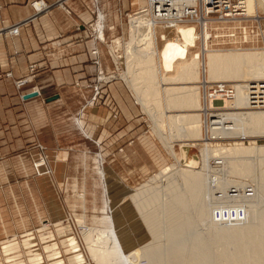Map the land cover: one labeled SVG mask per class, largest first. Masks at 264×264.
<instances>
[{"label": "bare ground", "instance_id": "6f19581e", "mask_svg": "<svg viewBox=\"0 0 264 264\" xmlns=\"http://www.w3.org/2000/svg\"><path fill=\"white\" fill-rule=\"evenodd\" d=\"M258 2L248 0L250 14L257 12ZM130 19V40L125 47L126 56L122 59L125 73L118 77L127 80L144 111L158 125L155 127L162 140L163 126L167 127L162 120L163 114L177 110L170 118V123L177 129L175 138L194 142H181L183 158L178 163V171H174L176 167L173 166L166 168L133 195V200L148 222L146 225L154 232L153 241L133 253L125 254L114 230L90 229L83 235L92 259L96 264H135L130 257L136 254L139 262L147 260L148 264H264V144L236 146L226 151H211L202 145L194 154L196 141L203 139L204 122L201 115L191 113L195 109L204 116L210 115V124L206 123L214 138L255 134L264 137V112L250 114L230 111L219 114L214 101L206 108L202 106L201 95V88L206 89L208 84L202 82V74L209 75L210 83L219 79L227 82L236 79V97L231 102L225 100L224 108L252 106L249 99L251 84L243 85L242 81L251 83L264 79V50L225 52L204 47L195 52L199 49L197 35L187 27L163 33L160 39L163 38L164 43L158 48L157 30L150 28L145 16L137 13ZM100 22L103 23L102 20ZM205 36L208 39L209 32ZM103 78L110 77L105 74ZM255 87L260 90L264 85ZM163 95L167 96L165 105ZM184 124L192 126L184 131ZM218 171L253 177L258 182L257 188L253 190L237 181L218 179L214 175ZM163 182L170 189H176L179 185L188 187V195L177 196L178 193L174 191L169 200L163 195ZM162 200L163 211L160 215L155 214L152 207ZM51 205L55 204L52 202ZM231 205L246 209V221L215 222L213 213L216 206ZM55 208L59 211V208ZM59 232L70 243L67 253L71 263L83 264L84 256L69 227L60 228ZM5 245L2 250L4 259L9 254H16L17 247L11 241ZM52 259L54 262L55 258ZM56 259L58 264L63 261Z\"/></svg>", "mask_w": 264, "mask_h": 264}, {"label": "crops", "instance_id": "0c3cea01", "mask_svg": "<svg viewBox=\"0 0 264 264\" xmlns=\"http://www.w3.org/2000/svg\"><path fill=\"white\" fill-rule=\"evenodd\" d=\"M33 1L37 0H0V29L29 20L18 36L0 37V241L31 231L55 210L48 209L46 215L36 198L31 213L24 207L25 196L39 198L54 186L48 175L35 176L32 164L42 155L39 145L51 159L60 153L58 162L67 164L69 149L92 141L100 150L97 155L110 163L133 165L140 179L163 167V158L153 157L145 132L148 119L137 110L129 87L118 79L98 82L99 71H114L113 62L102 42L77 30L95 21L93 7L88 9L85 0H71V14L53 10L33 19ZM136 4L138 0H122L120 8L132 14L138 11ZM108 6L107 25L117 24L122 33L123 23H114V5ZM99 27H106L105 19ZM101 38L105 41V34ZM32 65L42 95L26 99L30 89L18 91L14 79L25 77ZM95 86L101 94L91 102ZM30 182L40 191L32 190Z\"/></svg>", "mask_w": 264, "mask_h": 264}, {"label": "rangeland", "instance_id": "374dc122", "mask_svg": "<svg viewBox=\"0 0 264 264\" xmlns=\"http://www.w3.org/2000/svg\"><path fill=\"white\" fill-rule=\"evenodd\" d=\"M86 3H90L91 0H85ZM140 5H137L138 11L140 9H144L148 4L147 0H138ZM258 12L260 15L264 17V0H258ZM122 2V1H121ZM110 3V2H108ZM121 4V3H120ZM86 5V4H85ZM115 6V5H114ZM120 6V5H119ZM109 7V6H108ZM110 8V7H109ZM140 8V9H139ZM122 10V9H121ZM137 11V12H138ZM122 15L116 13L114 9V15L118 16L114 23L122 22L123 23V31L122 33H116V37L123 36V38H117L112 45L109 46V50L111 53V61L116 64L119 68V71H114L112 73H104L107 77L113 78V80L118 79L119 81H123L128 87L127 80L122 77H118L119 74H124L125 69L122 65V59L126 56L125 47L126 44L130 40V28L128 23L127 12L122 11ZM134 15V14H133ZM131 15V16H133ZM131 18V17H130ZM105 19V18H104ZM108 20V19H107ZM131 22V19H130ZM107 24V22H106ZM87 28L89 25H85ZM262 27L264 30V21L262 23ZM88 29L81 28L82 31L85 32ZM159 42L158 48L162 46L164 43L160 37L163 35V31L161 28H156ZM87 33V32H86ZM105 38L106 41L109 42L113 39V35L111 32H106ZM87 37L92 38L90 35L86 34ZM93 39V38H92ZM116 42V43H115ZM119 44V45H118ZM199 46V49L195 52H199L202 46ZM214 51H228V50H264V39H260L256 43L244 44V45H230V46H219L213 47ZM210 49V45H209ZM116 50V51H115ZM122 51L123 53H121ZM109 54V52H108ZM122 54V55H121ZM110 57V58H111ZM115 59V60H114ZM205 61L207 62V57H205ZM103 78V76H102ZM261 78V77H259ZM202 82L210 83L209 75L202 74L201 76ZM104 81H108L109 78H103ZM219 82L226 83H235L236 79L231 81H225L223 79H219ZM264 79L255 80L251 83H247L246 81H242L243 85L254 83L255 85L261 86L264 82ZM120 82V83H121ZM122 82V83H123ZM213 82V83H216ZM195 84V83H194ZM187 85V84H186ZM199 86V85H198ZM131 94L137 103V110H141L146 114L147 122L145 125V132H147L146 136L150 137L151 142V152L154 158H163V167L160 169H156V171L149 176L140 179L138 174L132 170L133 165L130 164H119V163H110L107 162L108 158L100 157L97 153L100 152L99 149L96 148V145L92 141L83 140L77 145L69 149L68 154L70 155V160L67 164H63L58 162L57 155H59L61 149H55L53 152L59 153L56 154L53 159L50 158V165L52 168V174L48 175L54 179V186L52 187V191H48L45 194H40L38 197L33 196H25L24 207L26 211L29 213L35 209L34 198L40 203L41 210H46V215L48 214V209L53 210L55 207L59 208V211L55 208V213L48 215V218L43 221L36 228L31 231H26L22 235H14L10 237H6L1 242L0 247V258H2V262L0 264H58V259L63 260L59 264H72L67 250L70 248V243L63 239L59 229L69 227V232L72 236H75L79 247L81 249V253L84 256L83 264H96V262L92 259L86 242L83 235V232H87L90 229H98V230H114L118 236L119 242L125 254L133 253L151 243L154 239L153 230L146 225V220L144 219L142 213L140 212L137 204L133 200V195L138 188L145 185L150 179L166 168H173L174 171H178L180 166L178 163L183 158L181 155L180 144L182 141L175 138L177 133V129L172 126L170 123V118L174 114H176L177 110H171V113L163 114L164 125L161 135H163V140L160 137V134L157 132L158 125L155 121L150 117V114L147 111H144L143 106L138 101L136 94L133 92L131 87ZM204 90L201 88L202 95V106H205ZM98 99L94 100L92 98L91 102H96ZM167 100V96L163 95V104L165 105V101ZM214 107L217 109L216 111L219 114L225 113L228 114L230 111H234V113H242L247 112L250 114H256L264 112V108L260 109L259 107L255 108L253 106H244L236 109L224 108L225 102L213 103ZM193 115H201L203 124V139L200 141H196V146L193 148L194 154L198 153L200 147L203 145L205 148L211 151L222 150L226 151L230 148L236 146H250V145H260L264 144V137H259V135H240L238 137H227L220 136L219 138H214L210 128L207 126V123L210 124V115L204 116L200 114L201 112L198 110H193L191 112ZM153 120V121H152ZM207 122V123H206ZM206 123V124H205ZM157 126V127H155ZM192 125L184 124L182 129L186 131ZM156 128V129H155ZM209 128V129H208ZM160 137V138H159ZM186 143H193L194 141H185ZM169 149H168V148ZM198 147V148H197ZM122 151V149H120ZM174 152V153H173ZM55 153H53L54 155ZM116 153L111 154L115 155ZM174 154V155H173ZM181 158H180V156ZM34 162V161H33ZM54 162V163H52ZM33 165V164H32ZM34 169V168H33ZM64 169L62 172L63 176L60 174V170ZM136 171V170H135ZM35 173V172H34ZM57 175V176H56ZM215 177L218 179L229 180L232 182H240L246 184L250 187V189L257 188V181L254 180L253 177H245L236 174H229L225 172H215ZM36 176V175H35ZM36 178H40L37 177ZM41 184L42 181L39 180ZM256 181V182H255ZM25 182V179H24ZM31 188L32 182H30ZM161 186V184L159 185ZM163 195L171 200L173 197V192L176 191L178 195H184L185 197L188 195V187H184L179 185L176 189L166 188L168 186L167 183L163 182ZM40 188V186H39ZM39 188H33L32 190H37ZM41 189V188H40ZM39 189V191H40ZM177 198V197H176ZM53 200V201H52ZM54 203V206H51V203ZM38 203V205H39ZM50 205V206H49ZM155 214L160 215L163 211V200L160 201L156 206H153ZM149 213V212H148ZM82 221L83 223H79ZM80 224V225H79ZM47 227L45 228L44 226ZM85 230H83L84 228ZM41 228V229H39ZM202 228V227H201ZM39 229L38 231H35ZM201 232L200 227L198 228ZM83 230V231H82ZM197 230V232H199ZM164 234V233H163ZM20 236H22V240H20ZM8 238V239H7ZM7 239V240H6ZM19 241H16V240ZM6 240V241H4ZM11 241L17 247V252L14 255L9 254L10 256L4 259L5 254L2 252L5 244ZM9 245V244H8ZM158 245V244H156ZM10 246V245H9ZM160 246V245H159ZM23 249L26 253V257L22 255ZM36 249L35 251H31ZM3 253V254H2ZM134 256V257H133ZM55 261L53 262V259ZM139 256L136 254H132L130 260L135 264H148L147 260H143L139 262ZM34 260V261H33ZM33 261V262H30Z\"/></svg>", "mask_w": 264, "mask_h": 264}, {"label": "built area", "instance_id": "2783aa9c", "mask_svg": "<svg viewBox=\"0 0 264 264\" xmlns=\"http://www.w3.org/2000/svg\"><path fill=\"white\" fill-rule=\"evenodd\" d=\"M71 0H55L53 4L46 2L45 0H37L31 3L32 8L35 11V17L42 14H46L50 11H63L71 14L72 11L69 7ZM91 0L90 3L84 2L88 9L92 6V12L95 14V21L89 24V27L85 25H79L77 30L81 28L88 29L86 32L93 39L102 42L109 52V46L114 43L117 38H123V36L116 37V33L119 29L117 24L108 26L106 24L108 19V4L115 5V11L119 15H122L120 3L122 0ZM103 1V2H102ZM148 4L144 9H140L138 12L127 14L129 28L130 17L133 14L141 13L145 16L150 23V28L154 30L161 28L164 33H168L171 30H177L178 27L192 28L197 35V44L207 49L210 45V50H215L213 47L230 46V45H244L250 43H256L260 39H264V30L262 23L264 17L257 12L250 14L248 9V0H147ZM110 2V3H108ZM113 8V10H114ZM105 18V28H99V22ZM29 23V20L22 21L21 23L12 25L11 27L1 28L0 37L18 36L20 29L24 25ZM111 32L114 36L109 42L102 40V33ZM209 32V38L207 39L205 33ZM130 37V35H129ZM163 39V38H161ZM208 41V46H207ZM123 53L122 51H120ZM122 55V54H121ZM112 59V57H111ZM115 71L118 72L119 68L114 64ZM103 72L99 71L98 82L110 83L113 78L108 81H104L102 76ZM37 69L35 65L30 67L29 73L20 79H14L12 73H7L6 77L14 79V85L18 91L30 89V94L42 95V91L37 81ZM264 82V81H261ZM264 85L263 83H260ZM261 85V86H262ZM252 83L249 88V99L253 107L260 109L264 108V88L260 87V90ZM94 97L96 100L99 98L101 92L98 86L94 87ZM237 94V87L234 83H208L204 90L205 106L210 105L211 101L215 103L224 102L225 100L233 101ZM26 95H22L24 99ZM42 153L37 161L33 162V168L37 177L51 175L52 168L50 165V158L48 157L47 149L41 145L38 147ZM234 191V190H233ZM247 213L244 207L239 205L231 206H216L213 213V219L217 223H243L246 221ZM84 228V227H83ZM41 229V228H39ZM39 229L35 230L38 231ZM84 228L83 230H85ZM82 230V231H83ZM23 236V235H22ZM22 236L20 239L22 240ZM8 239V238H7ZM6 239V240H7ZM4 240V241H6ZM16 241H19L18 239ZM3 242V241H2ZM1 244V242H0ZM0 247H2L0 245ZM25 250L21 252L26 257ZM3 254V253H2ZM14 255V254H11Z\"/></svg>", "mask_w": 264, "mask_h": 264}, {"label": "water", "instance_id": "95a60500", "mask_svg": "<svg viewBox=\"0 0 264 264\" xmlns=\"http://www.w3.org/2000/svg\"><path fill=\"white\" fill-rule=\"evenodd\" d=\"M36 96H37V94H30V95H28V97H26V99L33 98V97H36Z\"/></svg>", "mask_w": 264, "mask_h": 264}]
</instances>
